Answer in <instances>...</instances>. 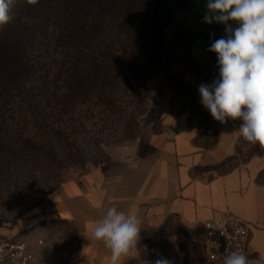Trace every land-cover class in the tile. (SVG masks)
Here are the masks:
<instances>
[{
    "label": "rangeland",
    "instance_id": "rangeland-1",
    "mask_svg": "<svg viewBox=\"0 0 264 264\" xmlns=\"http://www.w3.org/2000/svg\"><path fill=\"white\" fill-rule=\"evenodd\" d=\"M16 3L3 26L7 31L25 14ZM162 4L63 0L64 35L55 43L61 57L50 58L49 38L38 31L23 43L34 66L23 73L24 87L0 85V235L44 238L50 264H76L73 235L52 219L50 199L65 182L109 162L163 116L184 115L201 128L224 125L203 107L198 91L212 83L216 71L197 63L188 49L167 43ZM48 26L50 31L53 24ZM238 152V162L226 170L264 159L259 144L240 140ZM140 255L148 262L163 257L172 264H205L199 241L175 219L143 244Z\"/></svg>",
    "mask_w": 264,
    "mask_h": 264
},
{
    "label": "crops",
    "instance_id": "crops-1",
    "mask_svg": "<svg viewBox=\"0 0 264 264\" xmlns=\"http://www.w3.org/2000/svg\"><path fill=\"white\" fill-rule=\"evenodd\" d=\"M162 2L167 43L188 49L197 63L209 64L218 75L217 56L208 49L225 35V26L203 21L206 0ZM240 123L208 129L192 125L184 115L163 116L155 128H148L109 162L65 182L50 199L52 219L73 235L76 264H109L110 251L90 233L111 206L141 219L137 249L123 264H138V257L143 260V244L157 239L174 219L199 241L204 221L234 216L250 225L248 257L255 259L264 252V186L257 181L264 159L226 170L238 162ZM37 240H43L41 254L44 264H50L49 244L44 238L32 241Z\"/></svg>",
    "mask_w": 264,
    "mask_h": 264
},
{
    "label": "clouds",
    "instance_id": "clouds-1",
    "mask_svg": "<svg viewBox=\"0 0 264 264\" xmlns=\"http://www.w3.org/2000/svg\"><path fill=\"white\" fill-rule=\"evenodd\" d=\"M38 0H26L34 5ZM15 0H0V28L8 24ZM203 21L225 26L208 51L217 56L218 76L202 83L200 102L211 117L226 124L240 120L238 138L264 147V0H206ZM231 22V23H230ZM141 219L136 214L109 207L93 224L90 236L110 251L109 264H123L137 249ZM227 237V233L222 231ZM138 264H172L166 258ZM223 264H264V252L250 259L243 250L223 257Z\"/></svg>",
    "mask_w": 264,
    "mask_h": 264
},
{
    "label": "trees",
    "instance_id": "trees-1",
    "mask_svg": "<svg viewBox=\"0 0 264 264\" xmlns=\"http://www.w3.org/2000/svg\"><path fill=\"white\" fill-rule=\"evenodd\" d=\"M19 2L20 4L16 3L15 5L18 6L17 10L23 9L25 12L23 18L19 16L15 19L12 29L8 31L3 27L0 28V34L2 35V39H0V85L5 89L9 85H17L18 89L24 87V84L22 85L23 73L31 72L34 66H32L30 63L31 61L28 60L29 55L23 43H26L27 40H29L30 43L32 41V36L36 32L44 31L46 38H49V40H47L49 45L45 47V50H47L46 53H48V51L50 52V58H60L62 55L57 51L59 44L55 43H59L58 40L62 39L64 35L59 26L63 0H38L34 5L27 4L26 0H19ZM73 19H75L74 16L72 17V20ZM22 20L29 22H25V24L21 26ZM49 23L53 24L50 31L47 30ZM74 32L75 31H72L73 36L75 35ZM5 34L7 35L6 37ZM12 40L15 42H12ZM72 43V46L75 47L74 38ZM61 74L62 70L58 69L56 71V76L59 77ZM75 88H77V86H73L72 90L67 87L71 92L75 91ZM56 95H60V93L51 94V97H57ZM240 140L243 139L240 138L239 142ZM263 175L264 170L258 176V183ZM259 184L264 186V184Z\"/></svg>",
    "mask_w": 264,
    "mask_h": 264
},
{
    "label": "built area",
    "instance_id": "built-area-1",
    "mask_svg": "<svg viewBox=\"0 0 264 264\" xmlns=\"http://www.w3.org/2000/svg\"><path fill=\"white\" fill-rule=\"evenodd\" d=\"M203 236L199 240L205 264H223V257L233 250H243L248 255L250 225L234 216L204 221ZM227 233V237L222 234ZM43 240L32 241L26 235L0 237V264H44L41 254Z\"/></svg>",
    "mask_w": 264,
    "mask_h": 264
}]
</instances>
